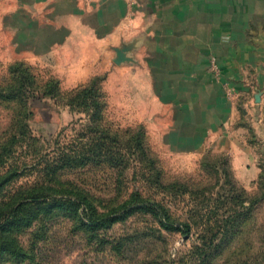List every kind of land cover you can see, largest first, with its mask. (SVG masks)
I'll use <instances>...</instances> for the list:
<instances>
[{
    "label": "rangeland",
    "instance_id": "obj_1",
    "mask_svg": "<svg viewBox=\"0 0 264 264\" xmlns=\"http://www.w3.org/2000/svg\"><path fill=\"white\" fill-rule=\"evenodd\" d=\"M17 62L0 32V220L24 198L49 210L10 232L23 255L0 264H264V173L243 187L225 156L183 155L146 134L133 76L107 72L70 88L30 67L34 90L20 88L28 77ZM49 79L57 87L44 89ZM83 88L98 106L76 98ZM80 199L119 219L87 230L83 207L71 210Z\"/></svg>",
    "mask_w": 264,
    "mask_h": 264
},
{
    "label": "crops",
    "instance_id": "obj_2",
    "mask_svg": "<svg viewBox=\"0 0 264 264\" xmlns=\"http://www.w3.org/2000/svg\"><path fill=\"white\" fill-rule=\"evenodd\" d=\"M0 32L9 58L70 88L107 72L133 76L146 134L183 155L225 156L243 187L258 180L264 0H0Z\"/></svg>",
    "mask_w": 264,
    "mask_h": 264
},
{
    "label": "trees",
    "instance_id": "obj_3",
    "mask_svg": "<svg viewBox=\"0 0 264 264\" xmlns=\"http://www.w3.org/2000/svg\"><path fill=\"white\" fill-rule=\"evenodd\" d=\"M16 65H17L19 74L23 75L24 77H28V80H23L20 83V88H23L25 85L33 84L34 85L33 89L34 90L37 89L36 87L37 79L34 77L35 74L32 72V69L28 67L26 64H24L23 62H17ZM45 83L46 85L44 89H47V86H50L51 88V87H57L58 85L57 84L58 81L56 79H49ZM76 98H82L84 100H92L93 105L98 106V104L94 102V95L92 93L91 88H88V89L83 88L79 90L76 93ZM263 173H264V169L261 171L260 176L257 181H260L262 179ZM132 199L134 202H136V203H133L132 205H135V204L137 205V206H134V208L135 207L145 208V209L147 208L149 212L157 216L160 219V221L162 220V218H164L162 211L156 210L155 208H153V206H150L146 202H143V201L139 202V199L136 197H132ZM33 201L35 200L32 198L21 199L20 204L17 203L14 206H12L10 211L3 216L2 218L3 220H0V260L5 259L6 257L15 259L23 255L22 254L23 252L17 245L15 239L12 237H9L10 232L12 230H17V229L24 228V227L31 225V223L38 218L40 213H44L45 211L49 210V208L40 210L42 207V204L40 203L33 204ZM79 207H83V211L81 212L80 218L83 221L82 225H84V228H86L87 230L97 231L99 229L109 227L114 221L119 219V218H116V219L110 220V218L107 217V215L98 214L97 211H94L92 209L89 202L85 200H81V199L79 203L77 204L74 203L72 205L71 210L74 209V211H77ZM185 228L187 229V227ZM96 241L98 244H100V242L102 243L103 240H100L99 238H97ZM119 247H121V243H118L117 245L112 246V249H119Z\"/></svg>",
    "mask_w": 264,
    "mask_h": 264
},
{
    "label": "built area",
    "instance_id": "obj_4",
    "mask_svg": "<svg viewBox=\"0 0 264 264\" xmlns=\"http://www.w3.org/2000/svg\"><path fill=\"white\" fill-rule=\"evenodd\" d=\"M89 1H90V0H89ZM138 1H139V0H128V3H129V5L132 7V6H134ZM209 70H210V74H211L213 80H216V79L219 77V75H220V69H219L218 63H217V61H216L215 58H211V59L209 60ZM227 91H228V90H226V92H227ZM226 94L229 95L230 93L227 92Z\"/></svg>",
    "mask_w": 264,
    "mask_h": 264
}]
</instances>
